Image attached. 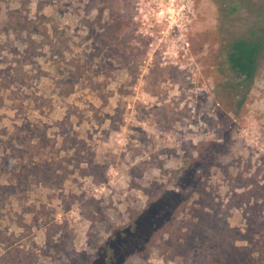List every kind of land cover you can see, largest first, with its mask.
Here are the masks:
<instances>
[{"label": "rangeland", "instance_id": "obj_1", "mask_svg": "<svg viewBox=\"0 0 264 264\" xmlns=\"http://www.w3.org/2000/svg\"><path fill=\"white\" fill-rule=\"evenodd\" d=\"M103 262L264 264V0H0V264Z\"/></svg>", "mask_w": 264, "mask_h": 264}, {"label": "trees", "instance_id": "obj_2", "mask_svg": "<svg viewBox=\"0 0 264 264\" xmlns=\"http://www.w3.org/2000/svg\"><path fill=\"white\" fill-rule=\"evenodd\" d=\"M229 55V63L232 70L238 74V76L243 77L247 85H251L255 78L258 69V60L261 53V44L255 41L240 39L236 40L231 44ZM140 230H137L136 236L140 234ZM121 234L123 237V242L126 241L130 243L133 241L131 236ZM150 243V242H149ZM102 264H107L103 262Z\"/></svg>", "mask_w": 264, "mask_h": 264}]
</instances>
